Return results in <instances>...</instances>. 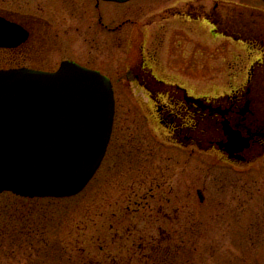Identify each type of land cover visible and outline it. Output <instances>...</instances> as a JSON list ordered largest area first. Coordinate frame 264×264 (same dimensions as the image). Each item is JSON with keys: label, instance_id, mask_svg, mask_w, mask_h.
I'll use <instances>...</instances> for the list:
<instances>
[{"label": "rangeland", "instance_id": "rangeland-1", "mask_svg": "<svg viewBox=\"0 0 264 264\" xmlns=\"http://www.w3.org/2000/svg\"><path fill=\"white\" fill-rule=\"evenodd\" d=\"M188 1L132 4L146 21L148 46L154 47L153 38L158 43V73L194 96L229 94L245 84L258 54L214 36L205 22L167 15ZM234 2L255 8L244 17L264 25L262 0ZM200 3L208 10L214 0H196ZM45 5L36 0L42 14ZM47 55L52 65L62 56ZM113 90L111 140L80 193L68 198L0 194V264H264V152L232 165L205 143L173 144L141 87Z\"/></svg>", "mask_w": 264, "mask_h": 264}, {"label": "flooded vegetation", "instance_id": "flooded-vegetation-1", "mask_svg": "<svg viewBox=\"0 0 264 264\" xmlns=\"http://www.w3.org/2000/svg\"><path fill=\"white\" fill-rule=\"evenodd\" d=\"M45 1L42 14L36 0H0V18L25 34L15 46H0V70L53 72L62 62L72 61L99 71L112 86L141 87L153 106V118L173 144L202 147L205 143L207 150L220 153L232 165L253 161L264 152V25L254 17H244V11L252 13L255 8L234 0H220L223 4L214 0L207 10L206 4L189 0L179 9L166 11L180 20L205 22L214 36L231 39L258 54L249 64L245 84L224 96L207 98L191 95L160 76L158 43L153 38L154 47L148 46L147 24L138 17L141 10L132 5L135 0ZM20 37L13 33L9 43ZM53 51L62 56L52 65L46 54ZM223 123L248 140L247 147L232 156L220 148L228 140Z\"/></svg>", "mask_w": 264, "mask_h": 264}, {"label": "water", "instance_id": "water-1", "mask_svg": "<svg viewBox=\"0 0 264 264\" xmlns=\"http://www.w3.org/2000/svg\"><path fill=\"white\" fill-rule=\"evenodd\" d=\"M13 33L21 37L9 43ZM24 39L0 18V46ZM114 105L110 80L74 62H63L55 72L0 70V194L63 198L82 191L105 155ZM223 130L225 152L232 156L247 147L248 140L227 123Z\"/></svg>", "mask_w": 264, "mask_h": 264}]
</instances>
